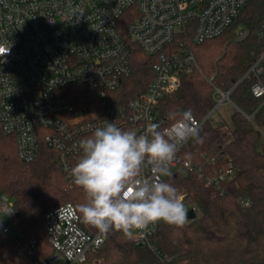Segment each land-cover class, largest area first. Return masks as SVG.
Returning <instances> with one entry per match:
<instances>
[{"label": "built area", "instance_id": "2783aa9c", "mask_svg": "<svg viewBox=\"0 0 264 264\" xmlns=\"http://www.w3.org/2000/svg\"><path fill=\"white\" fill-rule=\"evenodd\" d=\"M247 1L0 0V48H10L0 56L3 133L15 138L18 157L25 163L37 159L46 146L69 179L82 154L80 141L105 121L138 134L152 123L160 130L170 128L177 121L163 120L160 106L181 88L183 76L198 69L194 47L222 36ZM248 34L239 30L236 38L243 40ZM132 45L157 61L145 92L122 101V83L132 73ZM263 59L264 55L251 70L258 80L264 73ZM252 93L264 97L261 81ZM218 95L220 104L231 101L229 92L215 89L216 100ZM209 115L203 120L192 115L198 131ZM191 139L180 146L169 165L170 174L195 172L206 187L223 192L222 184L233 175L232 166L207 173L199 164L184 160L181 151ZM142 176L155 179L150 166L143 168ZM183 196L187 212L196 213V205ZM16 224L14 203L0 193V240L16 239L17 259H37V242L23 240L14 230ZM155 225L135 231L136 244L150 249L164 264H182L163 256L155 246ZM45 229L54 249L45 264H86L89 255L104 245V234L81 227L72 204L48 214Z\"/></svg>", "mask_w": 264, "mask_h": 264}, {"label": "trees", "instance_id": "16d2710c", "mask_svg": "<svg viewBox=\"0 0 264 264\" xmlns=\"http://www.w3.org/2000/svg\"><path fill=\"white\" fill-rule=\"evenodd\" d=\"M263 26L264 0H248L222 36L194 47L198 69L183 76L181 88L161 103L160 116L168 124L187 111L198 120L205 119L217 105L215 89L223 93L234 89L230 99L237 107L233 128L207 120L198 131L202 142L192 138L181 151L184 160L199 164L207 173L231 165L233 175L222 184L223 192L206 187L195 172L169 174L164 180L197 207L195 219L187 220L182 228L162 221L155 225L153 243L174 262L264 264V97L252 93L258 81L264 85V73L258 80L251 72L264 55ZM239 30H247L248 36L237 40ZM131 49L132 73L122 83V101L145 92L157 61L135 45ZM0 193L14 203L19 214L15 232L26 242H37L38 256L17 259L16 239L6 237L0 240V264H45L54 254L45 229L47 215L66 204L76 207L82 228L91 234L98 232L83 221L79 205L85 202V194L60 169L55 153L43 146L37 159L23 162L15 138L4 134L1 125ZM86 264L164 263L150 249L137 245L134 238L111 230Z\"/></svg>", "mask_w": 264, "mask_h": 264}, {"label": "clouds", "instance_id": "9594fccd", "mask_svg": "<svg viewBox=\"0 0 264 264\" xmlns=\"http://www.w3.org/2000/svg\"><path fill=\"white\" fill-rule=\"evenodd\" d=\"M9 50L0 48V56ZM189 138L202 142L190 111L170 128L152 123L141 134L108 121L96 127L80 141L82 154L69 172L85 194L79 205L83 221L101 234L115 230L129 237L161 221L182 228L188 214L184 196L160 177L170 174L169 165ZM145 166L155 179L142 176Z\"/></svg>", "mask_w": 264, "mask_h": 264}, {"label": "rangeland", "instance_id": "374dc122", "mask_svg": "<svg viewBox=\"0 0 264 264\" xmlns=\"http://www.w3.org/2000/svg\"><path fill=\"white\" fill-rule=\"evenodd\" d=\"M217 106L216 108L212 111V113L209 115V121L216 125L220 126L223 125L226 128H233L232 124V115L236 111V107L231 101H225L224 103L220 104V96H217ZM132 238L135 237V231L133 235L131 236ZM94 261H91L93 263ZM90 263V262H89ZM56 264H66L65 261H60Z\"/></svg>", "mask_w": 264, "mask_h": 264}, {"label": "water", "instance_id": "95a60500", "mask_svg": "<svg viewBox=\"0 0 264 264\" xmlns=\"http://www.w3.org/2000/svg\"><path fill=\"white\" fill-rule=\"evenodd\" d=\"M234 90V89H233ZM233 90H231L230 92H229V94L231 95V93L233 92ZM19 216V214L17 213V217ZM195 217H196V213L194 212V211H190V212H188V214H187V219L188 220H194L195 219Z\"/></svg>", "mask_w": 264, "mask_h": 264}, {"label": "crops", "instance_id": "0c3cea01", "mask_svg": "<svg viewBox=\"0 0 264 264\" xmlns=\"http://www.w3.org/2000/svg\"><path fill=\"white\" fill-rule=\"evenodd\" d=\"M235 106V105H234ZM236 107V106H235ZM236 110H237V107H236Z\"/></svg>", "mask_w": 264, "mask_h": 264}]
</instances>
